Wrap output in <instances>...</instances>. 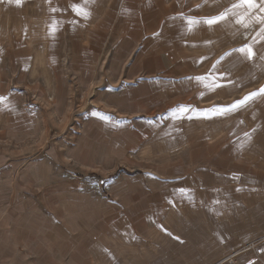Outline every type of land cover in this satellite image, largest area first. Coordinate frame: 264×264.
Segmentation results:
<instances>
[{"label":"rangeland","instance_id":"374dc122","mask_svg":"<svg viewBox=\"0 0 264 264\" xmlns=\"http://www.w3.org/2000/svg\"><path fill=\"white\" fill-rule=\"evenodd\" d=\"M235 2L0 0V264H264V100L208 111L264 86L260 25L186 19Z\"/></svg>","mask_w":264,"mask_h":264},{"label":"snow or ice","instance_id":"6c2138e0","mask_svg":"<svg viewBox=\"0 0 264 264\" xmlns=\"http://www.w3.org/2000/svg\"><path fill=\"white\" fill-rule=\"evenodd\" d=\"M48 3H51V0H47ZM95 0H80V3H74L71 5L72 11L77 15L81 16L84 19H88L91 16V11L87 7L90 4H93ZM215 2V0H213ZM8 3H15L17 6H20L23 3V0H8ZM209 0H204V4H208ZM199 8L200 5H197ZM243 9V12L236 10ZM60 9L56 7H51L50 12H57ZM230 16L236 17L235 22L240 24L244 28H249L253 23L260 25L259 30L256 32V36L253 37L255 43L260 41L256 39L259 37L260 40H264V0H236L235 3L231 5L230 8L225 9L220 12L218 15L210 16L203 18V20H197L192 18H186L187 24L189 25V30L192 29L194 25H199L204 23L208 26H213L220 24L221 22L227 21ZM58 22L53 19L52 23L49 25L50 34H54L57 31ZM233 51L240 53L246 60L254 61L259 59L264 61V50H255L252 42L245 44L243 47L234 49ZM232 53H226V55H231ZM223 59V57L221 58ZM220 62L217 61V64ZM217 65H213V68H216ZM199 82L204 81V77L195 78ZM209 87V85H205ZM222 85L219 82H213L210 86V90H215L216 88L221 87ZM7 98L0 97V103H3ZM257 100H264V86L260 87L257 91L248 93L243 99L234 102L229 106L217 107L214 110L216 115H227L229 113L237 112L243 108L249 106L252 102ZM181 112H186V108L179 109ZM249 140H251V135L245 133Z\"/></svg>","mask_w":264,"mask_h":264},{"label":"crops","instance_id":"0c3cea01","mask_svg":"<svg viewBox=\"0 0 264 264\" xmlns=\"http://www.w3.org/2000/svg\"><path fill=\"white\" fill-rule=\"evenodd\" d=\"M237 211V210H236ZM184 214H185V212H183ZM186 226V225H185ZM189 232V233H187V232ZM196 232V231H195ZM195 232H193V231H191V229H189V228H186L185 227V229H184V232H181L180 234L182 235V236H184L185 238H187V240H185V239H182L184 242H187V244L188 243H194L195 241H196V238H194L195 236H197L198 234H199V232H197L198 234H195ZM150 233H152L153 234V232H150ZM150 233H149V235H150ZM134 234V233H133ZM169 233H167V235H165L164 236V239H167V241H170L171 242V244H173L172 242V240H171V238H172V234H170V235H168ZM152 236V235H151ZM173 237H175V236H173ZM181 242V241H180ZM191 243V244H192ZM177 244H179V243H177ZM181 244V243H180ZM175 245V244H174ZM132 250H135V249H123V251H132ZM186 251H190V248H189V245H187L186 246ZM182 252H185V250H183ZM235 252V251H234ZM234 252L232 251V252H229L228 254L229 255H227L226 257L227 258H223V259H221L220 261H226V260H228V259H231V258H235L236 257V255H234ZM142 254V253H141ZM232 255V256H231ZM239 255V254H238ZM218 260V259H217ZM216 260V261H217Z\"/></svg>","mask_w":264,"mask_h":264},{"label":"bare ground","instance_id":"6f19581e","mask_svg":"<svg viewBox=\"0 0 264 264\" xmlns=\"http://www.w3.org/2000/svg\"><path fill=\"white\" fill-rule=\"evenodd\" d=\"M254 244H255V242L252 243V246H253ZM241 252H242V251H241ZM241 252L237 251V252L234 253V255L237 256V255L240 254ZM231 256H232V255H231Z\"/></svg>","mask_w":264,"mask_h":264},{"label":"built area","instance_id":"2783aa9c","mask_svg":"<svg viewBox=\"0 0 264 264\" xmlns=\"http://www.w3.org/2000/svg\"><path fill=\"white\" fill-rule=\"evenodd\" d=\"M228 262V261H227ZM229 264H235V262H232L231 260L228 262Z\"/></svg>","mask_w":264,"mask_h":264}]
</instances>
